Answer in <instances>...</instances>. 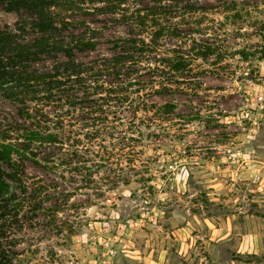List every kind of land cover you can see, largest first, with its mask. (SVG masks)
Returning a JSON list of instances; mask_svg holds the SVG:
<instances>
[{"label":"rangeland","instance_id":"1","mask_svg":"<svg viewBox=\"0 0 264 264\" xmlns=\"http://www.w3.org/2000/svg\"><path fill=\"white\" fill-rule=\"evenodd\" d=\"M197 1L206 11L177 19L191 36L165 40L188 54V71L155 78L177 81L153 97L175 106L168 133L145 129L128 183L107 182L106 167L85 176L25 160L42 191L70 195L42 192L45 208L0 220L8 264H264V0ZM17 18L0 5V27ZM16 109L0 94L1 114Z\"/></svg>","mask_w":264,"mask_h":264},{"label":"trees","instance_id":"2","mask_svg":"<svg viewBox=\"0 0 264 264\" xmlns=\"http://www.w3.org/2000/svg\"><path fill=\"white\" fill-rule=\"evenodd\" d=\"M1 4L18 16L13 26L0 27V94L17 106L16 115L0 113V220L6 224L24 206L45 208L42 192L64 204L70 195L48 182L42 191L40 177L26 174L25 160L85 176L106 167L115 172L107 182H129L126 174L144 153L137 146L145 129L153 136L152 127L175 111L172 103L157 104L153 97L173 91L177 81L159 82L156 76H178L190 65L188 54L165 40L191 36L177 19L206 7L197 0ZM115 26L123 31H112ZM165 52L175 56L167 66L157 56ZM160 131L156 135L168 133L163 126ZM5 256L0 242V264H8Z\"/></svg>","mask_w":264,"mask_h":264},{"label":"clouds","instance_id":"3","mask_svg":"<svg viewBox=\"0 0 264 264\" xmlns=\"http://www.w3.org/2000/svg\"><path fill=\"white\" fill-rule=\"evenodd\" d=\"M23 245H21V247H22ZM243 249H241V251H242ZM41 255H43V253H41ZM45 262H47V257H45ZM66 264H70V262H66Z\"/></svg>","mask_w":264,"mask_h":264}]
</instances>
